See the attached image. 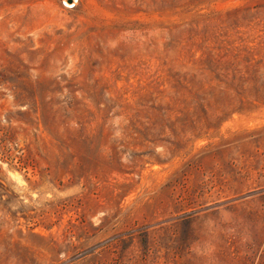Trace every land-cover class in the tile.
Wrapping results in <instances>:
<instances>
[{
  "label": "rangeland",
  "instance_id": "1",
  "mask_svg": "<svg viewBox=\"0 0 264 264\" xmlns=\"http://www.w3.org/2000/svg\"><path fill=\"white\" fill-rule=\"evenodd\" d=\"M0 264H264V0H0Z\"/></svg>",
  "mask_w": 264,
  "mask_h": 264
}]
</instances>
